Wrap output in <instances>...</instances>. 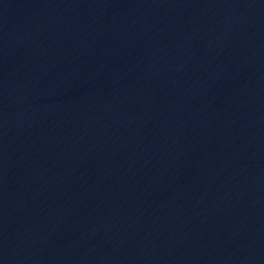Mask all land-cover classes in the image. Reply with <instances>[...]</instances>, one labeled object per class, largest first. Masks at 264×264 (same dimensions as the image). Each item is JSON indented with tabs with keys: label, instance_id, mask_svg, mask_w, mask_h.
Returning a JSON list of instances; mask_svg holds the SVG:
<instances>
[{
	"label": "water",
	"instance_id": "water-1",
	"mask_svg": "<svg viewBox=\"0 0 264 264\" xmlns=\"http://www.w3.org/2000/svg\"><path fill=\"white\" fill-rule=\"evenodd\" d=\"M0 264H264V0H0Z\"/></svg>",
	"mask_w": 264,
	"mask_h": 264
}]
</instances>
